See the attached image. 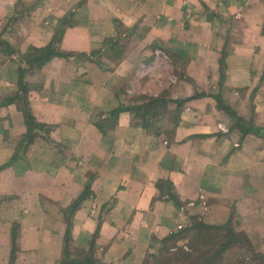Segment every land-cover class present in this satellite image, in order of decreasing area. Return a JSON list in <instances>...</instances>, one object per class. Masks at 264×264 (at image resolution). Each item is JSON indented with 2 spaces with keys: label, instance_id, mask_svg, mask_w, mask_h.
Instances as JSON below:
<instances>
[{
  "label": "crops",
  "instance_id": "1",
  "mask_svg": "<svg viewBox=\"0 0 264 264\" xmlns=\"http://www.w3.org/2000/svg\"><path fill=\"white\" fill-rule=\"evenodd\" d=\"M1 33L60 56L0 49V264H151L193 217L264 253V0H0Z\"/></svg>",
  "mask_w": 264,
  "mask_h": 264
},
{
  "label": "trees",
  "instance_id": "2",
  "mask_svg": "<svg viewBox=\"0 0 264 264\" xmlns=\"http://www.w3.org/2000/svg\"><path fill=\"white\" fill-rule=\"evenodd\" d=\"M58 44H59V35L46 48L30 49L29 53L27 54V56H25V59L23 60V57L20 56L18 52L13 50L10 44L3 39V34L2 33L0 34V49L8 56H18L19 59L22 60V63L26 62L28 67L33 69L35 67H42L52 57L56 55L60 56V54L57 53ZM27 71L28 69H24V68L20 69L19 85L21 90L25 92L27 91V87H25L24 85V79L28 73ZM159 105H160V101L157 100L148 105L142 106L140 108H136V112H138L139 115H143V117H145V115L153 116L156 110L160 108ZM21 107L22 109H24V114L28 123L29 122L32 123L33 118L30 116V110L26 99L22 100ZM223 108L224 111H226L228 115L236 121V123L238 124L242 123L241 119L238 118L237 114L233 112L230 108L227 107H223ZM121 111L122 110L120 109L116 110L115 112H113V116L117 118ZM238 124L237 126H239ZM99 127L103 131V128L101 126ZM242 129L247 130V132L249 133H255L257 135L264 137V128L255 127V125H251L250 127H242ZM169 197L172 200L177 201V197L174 193H170ZM80 205H81V201L79 200L75 203L72 209L76 210L80 207ZM72 212L73 211H71V213ZM180 235H182L180 239L174 236L170 240H167L166 244L172 241V239H176L177 241L181 240L187 242V245H190L193 251L196 250L200 252L201 255L200 257L202 258V260L200 261V263H196V264H224L226 261L225 258L226 254L230 250L237 247L240 250L241 249L245 250L244 255L248 254V256H245L242 259L239 258L240 260L237 259L238 261L231 264H264V254L256 251L254 245L248 238L247 234L243 232L236 233L230 223L224 225H210V224H206L199 217H193L191 225L186 230L182 231ZM197 243L200 245H197ZM69 246H70V231L68 230L66 235V258L69 252L68 251ZM202 247H204L205 249L202 250ZM178 253L179 254H170L169 250L165 248L159 257L153 256L154 258L151 264H194L190 262L189 253L183 251H179ZM67 259L68 260L63 261L60 264H93V262H90L88 260H84V261L69 260V255Z\"/></svg>",
  "mask_w": 264,
  "mask_h": 264
},
{
  "label": "rangeland",
  "instance_id": "3",
  "mask_svg": "<svg viewBox=\"0 0 264 264\" xmlns=\"http://www.w3.org/2000/svg\"><path fill=\"white\" fill-rule=\"evenodd\" d=\"M191 203H195V202H189L188 204H187V208L189 207V208H195V207H197V204H195L194 206H191L190 204ZM185 209V208H184ZM203 209H204V212L205 211H207L206 209H205V207L203 206ZM178 229H179V231H181L182 229H183V227L182 226H179L178 227ZM236 233H241V231H237ZM184 243H181V245H180V247H173V248H178V251H176V252H173V251H171V250H169V252H170V254H179L178 252L179 251H183V252H186V253H189V255H190V262L191 263H194V264H196V263H200V261L202 260V258L200 257L201 255H200V252H198V251H196V250H192V248L190 247V245H186L187 244V242H185V246L187 247V249L186 250H183L182 249V245H183ZM197 245H200V244H198L197 243ZM172 248V249H173ZM205 248L204 247H202V250H204ZM256 249V248H255ZM256 251L257 252H259V253H261L260 251H258L257 249H256ZM245 254V250H243V249H239L238 247L237 248H234V249H232V250H230L227 254H226V261H225V263L224 264H231V263H234V262H236V261H238V260H240V259H242L243 257H245V256H248V254L247 255H244ZM262 254H264V253H262ZM250 256V255H249ZM240 258V259H239ZM238 259V260H237ZM91 260L93 261V264H96L94 261V259H93V256L91 255Z\"/></svg>",
  "mask_w": 264,
  "mask_h": 264
},
{
  "label": "built area",
  "instance_id": "4",
  "mask_svg": "<svg viewBox=\"0 0 264 264\" xmlns=\"http://www.w3.org/2000/svg\"><path fill=\"white\" fill-rule=\"evenodd\" d=\"M190 205H191V206H194L195 203H191ZM203 206H204V205H203ZM182 249H183V250H186L187 247H186L185 245H182ZM171 251L176 252V251H178V248H173V249H171Z\"/></svg>",
  "mask_w": 264,
  "mask_h": 264
}]
</instances>
